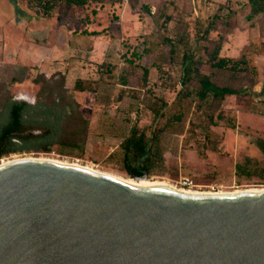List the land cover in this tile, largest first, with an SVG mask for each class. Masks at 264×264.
Returning <instances> with one entry per match:
<instances>
[{
    "label": "rangeland",
    "instance_id": "rangeland-1",
    "mask_svg": "<svg viewBox=\"0 0 264 264\" xmlns=\"http://www.w3.org/2000/svg\"><path fill=\"white\" fill-rule=\"evenodd\" d=\"M26 7L36 14L42 11L36 4L28 5L27 0H0V20L2 15L22 18ZM250 15V0H102L85 7L73 6L67 13L61 6L51 19L71 26L68 35L88 26L89 31L100 32L104 38L78 35L71 40L75 48L71 55L59 56L57 65H28V75L9 88L16 99L22 96L35 100L40 84L31 82L34 77L42 73L48 79L60 80L65 75L66 88L80 103L82 115L92 121L86 150L76 158L54 147L48 153L11 154L0 163L45 157L132 178L115 150L129 127L151 124L149 106L162 98L169 108L163 117L155 119L153 127L167 124L169 131L160 137L162 158L156 160L147 180L163 181L180 189L182 179L189 177L195 184L191 190L208 193L264 189V154L260 148H264V12ZM209 20L215 21L216 27L211 38L196 36L195 24L203 28ZM65 36L63 46L68 47L66 32ZM166 39L188 44L197 55V68L203 72L210 71L205 63L208 51L223 43L221 57H245L249 67L255 69L234 76L236 85H247L250 92L228 95L221 102L209 101L207 106L199 105L194 96H177L181 88L174 75L178 74L170 76L174 83H169L165 75L171 67ZM122 53L149 67L154 62L164 73L152 68L151 79L145 82L138 70L129 78V87H123L107 72V68L114 75L121 71ZM35 59L44 61L45 57ZM15 60L0 53V82H10L14 71H18L20 63ZM78 79L95 80L96 91L74 90ZM230 79L227 73L221 77L222 82ZM89 86L87 83L84 88ZM210 116L217 125H212ZM239 166L246 171L241 172Z\"/></svg>",
    "mask_w": 264,
    "mask_h": 264
},
{
    "label": "water",
    "instance_id": "water-1",
    "mask_svg": "<svg viewBox=\"0 0 264 264\" xmlns=\"http://www.w3.org/2000/svg\"><path fill=\"white\" fill-rule=\"evenodd\" d=\"M0 264H264V189L193 194L72 164L1 163Z\"/></svg>",
    "mask_w": 264,
    "mask_h": 264
},
{
    "label": "trees",
    "instance_id": "trees-1",
    "mask_svg": "<svg viewBox=\"0 0 264 264\" xmlns=\"http://www.w3.org/2000/svg\"><path fill=\"white\" fill-rule=\"evenodd\" d=\"M15 1V0H11ZM102 0H27L28 5L36 4L42 8L37 13L43 18H52L56 11L62 6L64 12H68L73 6L85 7L90 3H100ZM251 15L264 12V0H250ZM61 18L60 15H57ZM215 21H208L202 28L200 24H195L196 36L202 39L211 38V33L216 29ZM75 35L98 37L102 34L97 31H89L88 26ZM168 48L167 57L170 66L167 69L166 78L171 81L170 76L173 73L178 77L177 83L180 85V91L177 96H194L199 105H208L209 101L221 102L228 95H243L250 92L247 85H236L234 76L248 72H255L250 68L245 57L233 59L230 57H221L223 43L219 42L208 51V57L205 63L210 66L209 72H203L197 68V55L189 48L188 44L182 40L166 39ZM145 54L151 55L145 51ZM147 56V55H145ZM143 56L142 58H144ZM121 71L114 75L112 70L107 68L110 78L119 80L120 85L129 87V78L135 75L137 71H142L144 81L151 79L152 68L157 72L164 73L160 65L154 62L151 67L141 62H136L127 57L125 53L121 54ZM172 63V64H171ZM119 67H114L118 70ZM29 66L19 64L18 71H14L10 82H0V159L11 154L26 152H44L52 151L54 147L60 149L64 154L80 158L84 155L87 142L92 131V121L82 115L80 103L76 101L72 93L65 86V75L57 79H48L40 73L32 79L35 85L40 84L36 94L35 103H29L24 100L16 99L10 91V86L21 83L28 75ZM176 70L179 72H176ZM19 73L22 74L19 76ZM123 73L122 75H119ZM229 74L231 81H221L224 74ZM234 81V82H233ZM80 83L79 85H77ZM89 83V88L85 85ZM238 83V82H237ZM74 90L84 92L88 89L95 92L97 88L95 80L78 79ZM169 108L168 103L162 98L155 99L149 111L153 116L151 124L147 127H129L126 134L122 137L117 149L123 169L130 177H141L150 175L156 160L162 157L160 152V137L169 131V125L153 127V122L157 117H163ZM173 120L175 118L172 117ZM212 125H217V121L210 116ZM96 128L97 125L95 124ZM93 127V128H94ZM171 132V131H170ZM264 154V148L260 145ZM114 151V153H115ZM111 153L110 156H112ZM241 172L246 171L239 166Z\"/></svg>",
    "mask_w": 264,
    "mask_h": 264
},
{
    "label": "crops",
    "instance_id": "crops-1",
    "mask_svg": "<svg viewBox=\"0 0 264 264\" xmlns=\"http://www.w3.org/2000/svg\"><path fill=\"white\" fill-rule=\"evenodd\" d=\"M24 10L26 15L22 18L1 16L0 53L11 55L14 60L17 56L25 57L24 60L16 59L15 61L27 66L39 63V67L43 64H51L49 62L57 65L55 61L59 56L72 54L75 48L71 40L77 39L78 36L72 32L68 35V29L71 26L58 24L51 18L38 16L27 7ZM64 31L67 34L68 47L63 46V41L66 39ZM93 38L95 37L93 36ZM99 38L104 37L100 36ZM41 56L45 57L44 61L35 59Z\"/></svg>",
    "mask_w": 264,
    "mask_h": 264
},
{
    "label": "bare ground",
    "instance_id": "bare-ground-1",
    "mask_svg": "<svg viewBox=\"0 0 264 264\" xmlns=\"http://www.w3.org/2000/svg\"><path fill=\"white\" fill-rule=\"evenodd\" d=\"M21 159H40V160H47V161H52V162H56V163H60V164H70V163H68L66 161L65 162L64 161H58V160L45 158V157H40V158L32 157V158H21ZM15 160H17V159H15ZM10 161H12V160H10ZM10 161H8V162H10ZM8 162L2 161L1 163H8ZM72 165L83 167L84 169H87V170L92 171V172H96V173H99V174L110 176L112 178L118 179L120 181H123V182L131 184V185L149 186V185H160L161 184V185H167L169 187H172V186L168 185L167 183H165L163 181H150V180H147V179L146 180H141V181H135L132 178H124V177H121V176H118V175H114L112 173L102 172V171L96 170V169H94V168H92L90 166H87V165H85V166L84 165H79V164H72ZM174 189H177L179 191H184V192H187V193H193V194H205V193H208V192H197V191H193L191 189L187 190V189H183V188H180V189L179 188H174ZM259 190H262V189L238 190V191H234L233 193H235V192H243V191H253V192H255V191H259ZM219 193H222V192H219Z\"/></svg>",
    "mask_w": 264,
    "mask_h": 264
},
{
    "label": "built area",
    "instance_id": "built-area-1",
    "mask_svg": "<svg viewBox=\"0 0 264 264\" xmlns=\"http://www.w3.org/2000/svg\"><path fill=\"white\" fill-rule=\"evenodd\" d=\"M2 161H3V160H2ZM181 185H182L183 189H187V190H189V189H191L195 184H194V181H193L191 178H189V177H185V178L182 179V181H181Z\"/></svg>",
    "mask_w": 264,
    "mask_h": 264
},
{
    "label": "flooded vegetation",
    "instance_id": "flooded-vegetation-1",
    "mask_svg": "<svg viewBox=\"0 0 264 264\" xmlns=\"http://www.w3.org/2000/svg\"><path fill=\"white\" fill-rule=\"evenodd\" d=\"M22 97V96H21ZM18 99H20V98H18ZM31 101H32V98H29ZM20 100H22V99H20ZM36 100V99H35ZM35 100H34V102H29V103H35Z\"/></svg>",
    "mask_w": 264,
    "mask_h": 264
}]
</instances>
